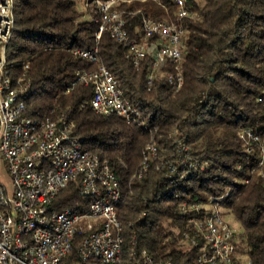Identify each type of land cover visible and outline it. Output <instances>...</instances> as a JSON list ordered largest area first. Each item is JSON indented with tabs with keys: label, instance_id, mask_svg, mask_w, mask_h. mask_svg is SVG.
Instances as JSON below:
<instances>
[{
	"label": "trees",
	"instance_id": "1",
	"mask_svg": "<svg viewBox=\"0 0 264 264\" xmlns=\"http://www.w3.org/2000/svg\"><path fill=\"white\" fill-rule=\"evenodd\" d=\"M100 1L114 3L112 10L122 12L136 41H142L143 18L178 23L173 0ZM183 2L188 17L180 22L183 61L177 92L163 77L147 85L148 55L135 68L108 33L95 43L96 5L88 4L90 19L81 20L72 0H13L5 71L16 78L28 67L26 116L54 121L63 115L83 149L109 163L121 190L116 211L125 239L135 235L138 248L157 260L195 264L197 247L187 245L184 236L197 240L190 220L215 206L242 229L244 244L234 245L235 261L243 255L246 264H264V0ZM94 46L99 63L119 82L143 124L95 114L93 88L74 83L77 70L96 65L73 52ZM164 71L172 73L173 66ZM243 131L258 141L245 145L239 139ZM150 144L155 153L143 170ZM77 192L70 184L55 207L84 208ZM77 244L60 264H92L81 260Z\"/></svg>",
	"mask_w": 264,
	"mask_h": 264
},
{
	"label": "built area",
	"instance_id": "2",
	"mask_svg": "<svg viewBox=\"0 0 264 264\" xmlns=\"http://www.w3.org/2000/svg\"><path fill=\"white\" fill-rule=\"evenodd\" d=\"M173 2L178 23L143 18L142 41L130 36L122 12L112 10V1L97 0L93 21L98 25L95 43L108 33L124 48L135 68L148 55L147 85L163 77L177 92L183 61L180 22L188 12L183 0ZM12 31L13 0H0V167H5L9 180V187L0 183V264H60L76 240L84 263L171 264L140 250L135 235L124 238L116 211L121 199L119 184L109 163L84 150L81 141L71 135L73 124L63 115L54 121L26 116L25 102L31 95L28 67L25 65L16 78L5 71ZM73 56L96 65L74 74V83L93 88L90 107L95 114L143 124L137 121L138 110L123 97L119 82L99 63L97 46L75 50ZM169 64L172 73L164 71ZM239 139L245 145L258 141L249 131L239 133ZM177 147L185 150L180 143ZM145 151L143 170L155 148L150 144ZM260 153L263 160L262 149ZM72 183L77 185L84 208L79 204L74 211L58 210V194ZM208 209L202 218L190 220L198 239L184 236L187 245L197 247L195 264H239L234 259L233 229L215 206Z\"/></svg>",
	"mask_w": 264,
	"mask_h": 264
},
{
	"label": "rangeland",
	"instance_id": "3",
	"mask_svg": "<svg viewBox=\"0 0 264 264\" xmlns=\"http://www.w3.org/2000/svg\"><path fill=\"white\" fill-rule=\"evenodd\" d=\"M75 4V8L76 10L81 14V20H88L90 19V11L89 9L86 7L88 4H96V0H72ZM0 183H2L4 186L9 187V180H8V176L6 175V170L5 167L1 166L0 167ZM221 213V211H220ZM223 220L228 223L232 229L234 230V245L237 247H241L244 244V241L241 237V233H242V229L240 227V225L236 222H234L230 215L227 214H222L221 215ZM177 234V233H176ZM238 262L240 264H246L247 262V258L245 256H240Z\"/></svg>",
	"mask_w": 264,
	"mask_h": 264
}]
</instances>
